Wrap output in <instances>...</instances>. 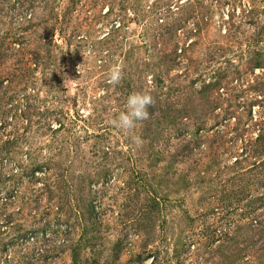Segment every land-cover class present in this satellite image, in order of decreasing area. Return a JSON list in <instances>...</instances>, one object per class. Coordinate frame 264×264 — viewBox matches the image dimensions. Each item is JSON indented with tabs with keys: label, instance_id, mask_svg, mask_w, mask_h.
I'll return each instance as SVG.
<instances>
[{
	"label": "rangeland",
	"instance_id": "obj_1",
	"mask_svg": "<svg viewBox=\"0 0 264 264\" xmlns=\"http://www.w3.org/2000/svg\"><path fill=\"white\" fill-rule=\"evenodd\" d=\"M0 264H264V0H0Z\"/></svg>",
	"mask_w": 264,
	"mask_h": 264
},
{
	"label": "clouds",
	"instance_id": "obj_2",
	"mask_svg": "<svg viewBox=\"0 0 264 264\" xmlns=\"http://www.w3.org/2000/svg\"><path fill=\"white\" fill-rule=\"evenodd\" d=\"M83 55V54H82ZM122 79V71L120 68H113L109 73V82L118 84ZM149 77V82H151ZM155 106L154 97L147 91L133 92L126 101V112H120L118 117L111 120L112 126L125 132H130L136 127L137 122L149 119L150 113L148 109ZM134 143L138 146L142 144L139 137H133Z\"/></svg>",
	"mask_w": 264,
	"mask_h": 264
}]
</instances>
